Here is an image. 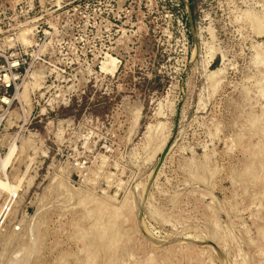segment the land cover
I'll use <instances>...</instances> for the list:
<instances>
[{
	"label": "rangeland",
	"instance_id": "obj_1",
	"mask_svg": "<svg viewBox=\"0 0 264 264\" xmlns=\"http://www.w3.org/2000/svg\"><path fill=\"white\" fill-rule=\"evenodd\" d=\"M263 19L264 0H0V51L28 62L0 264H264Z\"/></svg>",
	"mask_w": 264,
	"mask_h": 264
},
{
	"label": "built area",
	"instance_id": "obj_2",
	"mask_svg": "<svg viewBox=\"0 0 264 264\" xmlns=\"http://www.w3.org/2000/svg\"><path fill=\"white\" fill-rule=\"evenodd\" d=\"M5 54L6 52L3 50L0 51V137L5 129V124L14 101V99L11 98L9 89H13L14 98L19 89L18 80L23 73L22 68L28 63L27 57H25L26 55L24 56L18 49H15L9 55ZM4 97H8L10 101L5 102ZM3 155L4 149L0 143V160Z\"/></svg>",
	"mask_w": 264,
	"mask_h": 264
},
{
	"label": "bare ground",
	"instance_id": "obj_3",
	"mask_svg": "<svg viewBox=\"0 0 264 264\" xmlns=\"http://www.w3.org/2000/svg\"><path fill=\"white\" fill-rule=\"evenodd\" d=\"M260 19V18H259ZM261 20V19H260ZM264 20V19H263ZM259 22H261V21H259ZM261 24V23H260ZM260 24L258 25V26H260ZM113 61H115V60H113ZM113 66H115V64H113ZM112 66V67H113ZM111 67V68H112ZM105 68V67H104ZM113 70V69H112ZM115 71V70H114ZM25 95V94H24ZM27 100V102H29L28 100L29 99H26ZM4 101L5 102H9L10 101V99L9 98H7V97H4ZM12 144L14 145V142H12ZM11 145V144H10ZM13 145L10 147L9 145H8V148H9V150H8V152L4 155V157L1 159V161H0V171H4V170H6V168L8 167V165H9V163H10V161L13 159L12 158V156H14V151L16 150V152H17V149H15L16 148V144L14 145V147H13ZM16 156V155H15ZM14 162V161H13ZM11 164V163H10ZM13 164V163H12ZM11 164V165H12ZM11 165L9 166V167H11ZM7 171V170H6ZM8 172V171H7ZM2 173V172H1ZM3 174H4V172H3ZM1 175V174H0ZM7 175L5 174L4 175V178L2 177V176H0V190H2L3 192H7L8 193V195L11 197L9 200V202L8 203H6L3 207H1V209H0V233L2 232V229H3V226H4V223H5V221H6V218H7V216L9 215V212L11 211V204H12V200H13V198H14V196L16 197L17 196V194H18V191H19V188H20V183L22 182L21 181V179H18V181H17V183H11L10 181H8L7 180ZM21 178H23V177H21ZM10 179V178H9ZM106 206V205H105ZM110 206V205H109ZM109 208V207H108ZM96 224V223H95ZM102 225V224H101ZM93 227V226H92ZM111 228V227H110ZM93 229V228H92ZM114 230V229H113ZM108 231H109V229H108ZM99 232V231H98ZM110 232H111V230H110ZM113 232V231H112ZM98 234V233H97ZM99 238V237H98ZM97 238V239H98ZM100 239V238H99ZM104 239V238H103ZM98 241V240H97ZM110 242V241H109ZM108 243V242H107ZM99 244V243H98ZM110 245V244H109ZM97 246H100V245H97ZM106 246H108V245H106ZM105 246V247H106ZM104 251H105V248H104ZM114 251V250H113ZM118 251V250H117ZM110 252V251H109ZM105 254H107V253H105ZM22 258H20V260H21ZM17 260H19V259H17ZM19 260V261H20ZM21 261H23V260H21ZM16 262V261H15ZM17 263H18V261H17ZM20 263H24V261L23 262H20ZM19 263V264H20Z\"/></svg>",
	"mask_w": 264,
	"mask_h": 264
}]
</instances>
